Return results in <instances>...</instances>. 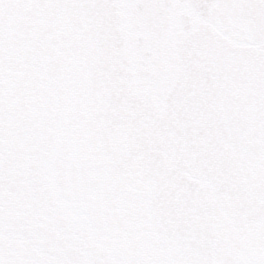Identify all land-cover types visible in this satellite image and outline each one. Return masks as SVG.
I'll use <instances>...</instances> for the list:
<instances>
[{"label":"snow or ice","instance_id":"obj_1","mask_svg":"<svg viewBox=\"0 0 264 264\" xmlns=\"http://www.w3.org/2000/svg\"><path fill=\"white\" fill-rule=\"evenodd\" d=\"M0 264H264V0H0Z\"/></svg>","mask_w":264,"mask_h":264}]
</instances>
